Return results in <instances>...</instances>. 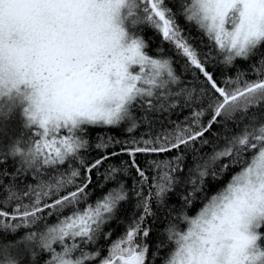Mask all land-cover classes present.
I'll return each mask as SVG.
<instances>
[{"label":"snow or ice","instance_id":"6c2138e0","mask_svg":"<svg viewBox=\"0 0 264 264\" xmlns=\"http://www.w3.org/2000/svg\"><path fill=\"white\" fill-rule=\"evenodd\" d=\"M142 26L172 46L183 72L163 48L147 51ZM193 28L206 50L186 35ZM253 58L254 78L225 75ZM261 105L264 0H0V166L16 165L0 177L34 181L0 180V264H264V111L249 115ZM177 110L182 119H170ZM237 114L248 121L240 131L208 138L238 125ZM13 121L19 134L5 144ZM97 128L123 138L98 136L101 154L88 162ZM120 156L103 173L114 186L92 200L93 171ZM210 167L214 179L231 174L192 211ZM133 171L129 189L120 177ZM181 184L191 191L168 205ZM132 195L140 214L112 240L105 226ZM157 210L164 227L152 249Z\"/></svg>","mask_w":264,"mask_h":264},{"label":"trees","instance_id":"16d2710c","mask_svg":"<svg viewBox=\"0 0 264 264\" xmlns=\"http://www.w3.org/2000/svg\"><path fill=\"white\" fill-rule=\"evenodd\" d=\"M141 35L144 36L146 39L149 47L147 51L150 53H155L158 49L163 48L165 53L168 55H172L174 60H175V67L178 72H183V60L181 57L175 55L174 49L170 44L163 43L161 37L159 36L156 31L148 26H142V31L140 33ZM186 35H191L193 37H196V39H193L191 42L201 50H206L205 45L207 44L206 39H204V43L201 44V36L199 33L196 32V30L193 28L190 33L186 32ZM255 58L250 61H243V60H237L235 62L236 67L234 69H231L225 73V75L228 76H233L237 74V72H244L247 73V78L251 79L254 78L252 73L249 70V65L254 62ZM209 70H215L217 73V76L219 78L220 76V71H219V66L218 65H209ZM187 77L191 79V74L186 73ZM258 111H264V105H261L260 109H252L250 110L249 115H251L252 112H258ZM169 119L168 114H164L163 116H159L157 123L155 125L156 129L158 130L160 128V121L164 122L165 126H168L167 120ZM170 119L172 120H177V119H182V114L177 110L175 113H173L170 116ZM236 120L239 121V124H234L231 121H229L226 125L224 123H221L220 125H216L213 127L212 132L208 133L207 136L210 140H214L215 137L213 136V133H220L221 135L227 133V134H232L234 132L240 131V128L243 127L245 123H247V119L241 120L240 115L237 114ZM145 128H141V131H145ZM19 130L18 127L15 123V121L11 122L9 124L8 128V137L4 138V143L6 144L8 142V138L18 135ZM139 135V133H137ZM98 136H103L105 139L107 136H115L119 138H123V133L122 130L120 129H108V128H97L92 130L91 132V140L93 143V149L91 152H89L86 156L85 159L88 162H91L93 159L98 158L99 155L101 154L98 150L95 149L94 145L96 142H98L97 137ZM222 143V141H221ZM118 148V146H115ZM113 150L112 148H109L108 151ZM205 151H210L209 149H205ZM127 156H120L118 158H112L104 163V165L99 169V173H97L95 170L92 173V178L94 183L91 186V190L93 191V196L92 200L96 198V196L101 195L103 192H106L109 188L113 187L114 184L113 182H109L107 184H104L103 182V173L106 168L110 164H115L118 165L120 161L122 160H127ZM139 163L141 166L144 165L145 160L147 159L144 156H138L137 157ZM187 162L189 164L192 163V154L189 152L188 153V159ZM0 167L6 168L9 173H13L15 171V162L9 158L8 162ZM215 169L218 171L219 170V165L215 166ZM213 168H209V175L205 178V190L202 192L196 193L195 196V202H194V208L192 211H195L196 208H199L204 201L205 197L208 195L213 194L216 190L220 189L224 183L227 181L228 177L230 176L231 172H229L226 175H222L219 179H214L213 176L211 175ZM231 171H235V169H232ZM46 178V177H45ZM121 179H123L129 189L132 188L133 186V181L135 178V172L133 171L130 175L128 176H121ZM0 180H3L5 184L9 182H15L16 185L19 188H23L26 183H34L32 174L28 173L26 176L25 175H20L17 177H14L12 175H9L7 177H0ZM98 185H103V187H99ZM188 191H191V186L186 185V184H181L178 185L175 188V191L167 197V204L168 205H173L176 207H179L180 204V197L182 195H186ZM3 196V193H0V197ZM83 207V204L81 205ZM140 214V209L137 207V201L136 197L132 195L130 199L126 202H124L121 205V209L119 213L117 214V218L112 220L108 225L105 226V231H111L112 236L111 239L115 240L119 235H121L126 227V225L131 221V219L134 216H138ZM163 216H164V211L163 210H157V217L156 218H149L147 221V224L152 227V233L148 238V244L152 247V249L155 248L156 241L160 238L159 232L160 230L164 227V221H163ZM155 221V222H154ZM101 244L105 245V248L110 241H101ZM151 256V252H150ZM159 264V262H157Z\"/></svg>","mask_w":264,"mask_h":264}]
</instances>
